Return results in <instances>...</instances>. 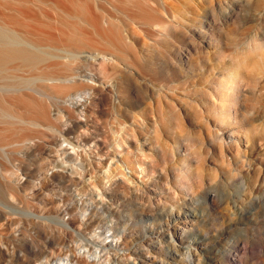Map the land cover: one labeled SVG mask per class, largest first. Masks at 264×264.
<instances>
[{
	"label": "rangeland",
	"instance_id": "1",
	"mask_svg": "<svg viewBox=\"0 0 264 264\" xmlns=\"http://www.w3.org/2000/svg\"><path fill=\"white\" fill-rule=\"evenodd\" d=\"M27 4L53 72L101 60L0 148V264H264V0Z\"/></svg>",
	"mask_w": 264,
	"mask_h": 264
},
{
	"label": "bare ground",
	"instance_id": "2",
	"mask_svg": "<svg viewBox=\"0 0 264 264\" xmlns=\"http://www.w3.org/2000/svg\"><path fill=\"white\" fill-rule=\"evenodd\" d=\"M27 2L28 0H6L5 4L2 3L5 11L0 12L3 17L1 18L7 26L13 24V27L17 25L30 28L31 32H39L40 29L33 22L38 20L39 11ZM8 29L0 24V148L22 151L29 148L30 142L37 138L38 128L41 126L35 106L38 99H52L51 115L55 117L61 115L59 104L67 101L77 108L83 107L86 102L75 96L83 95L88 88L84 86L75 92L70 89L79 81L77 77L86 74L77 63L80 59L92 58L95 65L99 66L101 58L70 51L59 55L64 60L58 63L66 68L53 72V65L57 62L44 60V52L40 47L20 38L19 33L11 30V27ZM11 175L6 176L9 181L3 189L0 188V197L17 196L13 184L10 183Z\"/></svg>",
	"mask_w": 264,
	"mask_h": 264
}]
</instances>
